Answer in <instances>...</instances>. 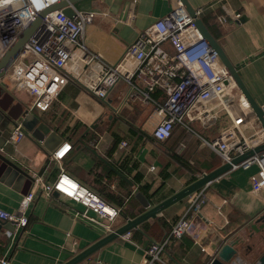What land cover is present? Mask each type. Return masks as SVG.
I'll return each mask as SVG.
<instances>
[{
	"label": "crops",
	"instance_id": "1",
	"mask_svg": "<svg viewBox=\"0 0 264 264\" xmlns=\"http://www.w3.org/2000/svg\"><path fill=\"white\" fill-rule=\"evenodd\" d=\"M187 1L194 9L204 10L201 18L205 25L238 68L252 96L264 106V0ZM179 4V0H83L73 9L95 13L86 26L84 41L91 51L115 64L141 33ZM165 47L171 49L169 44ZM139 85L145 84L140 81ZM129 92L131 86L121 80L103 101L70 81L51 109L39 113L29 110V94L13 92L8 80L0 79V147L5 148V153L0 152V207L18 212L22 198L35 189L32 173L51 185L61 171L51 155L68 143L72 148L62 167L124 212L116 220L115 230L144 213L147 201L156 205L225 163L208 142L232 127V122L224 112L206 113L213 102L198 105L186 126H177L170 139L157 141L142 128L154 104L126 102ZM155 99L162 101L164 96ZM17 122L30 136L13 144L8 140ZM260 129L254 115L241 126L243 134L251 139V148L264 143V136L256 135ZM115 137L120 142L110 157ZM94 151L115 169L113 163L133 170L132 176L141 173L142 184L152 185L151 195L157 201L153 203L139 192L132 176L122 173L133 185L115 173L108 176L105 167H109ZM257 171V165L236 167L201 188L207 200L199 211L190 210V194L132 230L130 237H119L79 264H145L151 244L164 240L184 216L194 224L208 252L195 245L190 236H184L169 243L162 261L150 264H210L224 239L238 237L245 239V247H252L255 257L260 258L264 254V229L254 235L251 231V225L264 214V193L253 192L250 182ZM109 194L118 199L109 201ZM159 197L164 199L160 201ZM84 210L79 203L60 195L54 197V193L48 198L39 190L27 211L26 228L0 221V260L7 259L9 264L66 263L110 234L75 216Z\"/></svg>",
	"mask_w": 264,
	"mask_h": 264
},
{
	"label": "built area",
	"instance_id": "2",
	"mask_svg": "<svg viewBox=\"0 0 264 264\" xmlns=\"http://www.w3.org/2000/svg\"><path fill=\"white\" fill-rule=\"evenodd\" d=\"M61 1L0 0V61L43 12ZM203 11L202 8L196 9V15L201 17ZM74 12L72 17L62 10L48 12L6 68L18 78L16 85L8 80L12 91H28L31 95L30 111H49L70 81L105 100L109 91L124 80L131 86L126 102L154 104L152 115L142 128L157 141L170 139L177 126H186L187 119L198 105L213 102L206 113L224 112L232 127L208 142V146L220 154L223 162H230L251 148V139L243 134L241 126L250 120L253 113L214 50L203 39L195 19L182 4L141 33L115 64L91 51L84 41L86 26L93 21L95 13ZM166 44L173 52L165 47ZM140 81L145 85L140 86ZM157 88L163 90L162 101L151 95ZM257 134L264 136L263 129ZM24 137L23 125L17 122L8 142L17 144ZM71 148L70 143L64 144L51 155V159L61 165L56 180L48 185L38 173H32L35 189L22 198L17 213L0 207V221L26 228L29 224L27 211L41 190L48 198L57 192L82 205L85 210L75 216L86 223L102 227L107 234L115 231L114 224L121 210L72 178L62 167V161ZM0 152L5 153V148L0 147ZM250 165L258 166V171L250 178L252 190L264 193V156L244 167ZM206 200L205 189L195 191L189 198L190 210L199 211ZM124 236L130 237L131 232ZM184 236H190L195 245L208 252L194 224L184 216L174 224L164 240L151 244L145 253V264L162 261L161 256L169 243ZM0 264H9V261L3 258Z\"/></svg>",
	"mask_w": 264,
	"mask_h": 264
},
{
	"label": "water",
	"instance_id": "3",
	"mask_svg": "<svg viewBox=\"0 0 264 264\" xmlns=\"http://www.w3.org/2000/svg\"><path fill=\"white\" fill-rule=\"evenodd\" d=\"M83 0H62L57 5L53 6L51 9L43 12L39 18L36 20L34 24L29 26L20 36L17 43L13 45L8 54L2 58L0 61V79L4 78L6 80L12 81L13 85L18 83V78L15 74L10 71L7 72L6 68L9 63L17 57L19 51L22 49L25 42L31 36L34 28L41 22L42 18L50 11L53 10H62L67 16L72 17L74 15L73 7L76 4L80 3ZM181 4L185 7L188 13L195 19V24L203 39L207 41L210 47L216 53L220 64L227 70L229 75L234 80L240 94L243 96L244 100L250 107L254 117L259 122L261 128L264 131V108L259 105V103L255 100V98L250 93L247 88L245 82L243 81L238 68L233 64V62L228 57L224 48L218 41V39L211 33L208 27L205 25L204 21L201 17L196 15V9H194L187 0H179ZM104 101V100H103ZM8 116H5L7 119ZM7 119L6 121H8ZM25 136H30L25 133ZM94 154L98 156L102 162L108 166L112 171L123 181L133 185L131 180L119 172L115 167H113L106 159L102 158L97 151H94ZM264 156V143L260 146H256L254 148H250L244 154H241L237 157H234L230 162H225L222 166L217 168L216 170L203 174L199 179H197L192 184L188 185L181 191L175 193L171 197L161 201L160 203L153 205L150 201H147L145 204L146 211L136 218L128 219L127 223L122 227L116 229L114 232L109 235L103 237L95 244L91 245L78 255L72 257L69 261L64 264H79L84 260L88 259L92 255H94L97 251L102 249L104 246L109 244L110 242L118 239L121 236H124L128 232L132 230L138 229V227L148 221L150 219H155L160 213L164 212L167 208L172 206L173 204L185 199L190 194L198 191L199 189L205 187L206 185L212 183L217 180L221 176L229 173L233 169L238 166H247L249 162L256 160L257 158ZM54 197H59L57 192L54 193ZM2 222V221H1ZM7 223V222H2ZM10 225H14L9 223ZM252 234H259L264 229V214L259 216L256 221L251 225ZM253 235H250L249 238H252ZM261 242H264V238L261 239ZM245 239L238 237L235 239H224L222 244L216 250L214 257L212 258L210 264H264V254L260 258L255 257V252L252 247H245Z\"/></svg>",
	"mask_w": 264,
	"mask_h": 264
},
{
	"label": "trees",
	"instance_id": "4",
	"mask_svg": "<svg viewBox=\"0 0 264 264\" xmlns=\"http://www.w3.org/2000/svg\"><path fill=\"white\" fill-rule=\"evenodd\" d=\"M151 95H153L154 98H159V97H161V96H164V93H163V90L157 88V89H155V91H153V92L151 93ZM119 142H120V139H119L118 137H115V139H114V147L108 152V156L112 157V153L115 151V149H116L117 145L119 144ZM113 165L116 166L117 169H118L121 173H123V174H127V175H129V176H132V172H133V170L126 171L123 167H120L119 165H116V164H114V163H113ZM105 169H106V171H107V175H108V176H115L114 172H113L111 169H109V168H107V167H105ZM193 179H194V178H193ZM132 181H133L135 184L139 185V187H138V191H139V192L143 193V195H145L147 198H149L153 203H155V202L157 201V200L153 199V198H152V195H151L152 185L149 184V183L142 184V183H143V175H142L141 173H139V172L135 173V175L132 176ZM120 182H121L123 185H126L125 182H123V181H121V180H120ZM114 198H115V200L118 199L114 194H109V195L107 196V199H108L109 201H111V202H112V200H114ZM160 198H161V199H160ZM162 199H164V197H159V198H158V200H160V201H161ZM123 213H124V212H123ZM123 213H121V215H124ZM115 226H116V225H115Z\"/></svg>",
	"mask_w": 264,
	"mask_h": 264
},
{
	"label": "rangeland",
	"instance_id": "5",
	"mask_svg": "<svg viewBox=\"0 0 264 264\" xmlns=\"http://www.w3.org/2000/svg\"><path fill=\"white\" fill-rule=\"evenodd\" d=\"M237 90H238V88H237ZM238 92H239V90H238ZM25 93H27V94H29V92L28 91H25ZM240 93V92H239ZM29 97H30V99L32 100V97H31V95L29 94ZM103 123H104V121L102 122V125H103Z\"/></svg>",
	"mask_w": 264,
	"mask_h": 264
}]
</instances>
